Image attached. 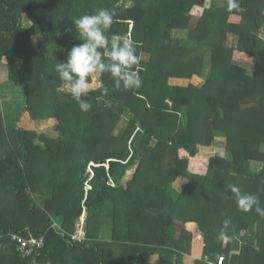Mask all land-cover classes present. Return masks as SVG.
<instances>
[{
    "label": "trees",
    "instance_id": "obj_1",
    "mask_svg": "<svg viewBox=\"0 0 264 264\" xmlns=\"http://www.w3.org/2000/svg\"><path fill=\"white\" fill-rule=\"evenodd\" d=\"M212 1L193 16L204 0H0L8 80L23 91V112L56 120L53 130L34 131L14 118L9 138L1 134L0 264H31L11 240L28 232L44 237L38 264H188L191 254L190 264H264V217L239 210L227 191L236 185L264 207V0H238L239 10ZM99 8L115 14L108 35L140 42L142 83L114 90L105 74L108 91L92 90L85 112L58 90L55 65L79 43L72 19ZM238 54L253 60L252 73ZM208 55L202 84L170 83L202 77ZM217 136L223 154L195 164L198 146ZM252 161L263 168L253 171ZM83 213L85 239L76 242ZM106 221L112 233L101 239Z\"/></svg>",
    "mask_w": 264,
    "mask_h": 264
},
{
    "label": "clouds",
    "instance_id": "obj_2",
    "mask_svg": "<svg viewBox=\"0 0 264 264\" xmlns=\"http://www.w3.org/2000/svg\"><path fill=\"white\" fill-rule=\"evenodd\" d=\"M239 7L238 0H228L229 10H239ZM114 15L108 8H99L72 19L79 43L67 49L65 59L55 65L63 91L81 111H89L92 107L86 98L92 91L90 81L93 78L105 93L108 89L101 81L105 74L112 79L114 90L129 91L141 86V58L137 54L140 42L133 40L130 35L107 34L114 22ZM227 191L233 195L239 210L254 211L264 217V207L258 195L244 192L236 185H229ZM230 224V218L222 221L221 238H227L225 230Z\"/></svg>",
    "mask_w": 264,
    "mask_h": 264
},
{
    "label": "rangeland",
    "instance_id": "obj_3",
    "mask_svg": "<svg viewBox=\"0 0 264 264\" xmlns=\"http://www.w3.org/2000/svg\"><path fill=\"white\" fill-rule=\"evenodd\" d=\"M212 0H204L203 4L200 5H194L192 9L190 10V14L193 16H200L201 13L205 8H208L212 4ZM123 6H129L130 3H121ZM28 19L24 17L23 21L26 22ZM70 36L72 39L77 38L78 34L76 33L75 29L73 28L70 31ZM173 36H183L186 34V31L183 30H174L171 32ZM262 38H264V34H261ZM33 40H42V36L39 31H36V34L32 36ZM56 49V48H55ZM45 52L49 55H53L54 51L52 47H49V49H45ZM239 56H236V60L241 64L242 66H245L250 73H252V66H253V60L246 57L244 55L238 54ZM203 68V75L202 77H196L194 76L190 80H184V79H171L170 83L172 85H187L189 83H195V84H202L204 78L207 76L210 63H209V55L207 56V59L205 61ZM250 69V70H249ZM94 78L91 80L90 83H93ZM100 85L97 82V85L90 86L92 90H96L99 88ZM60 92L63 91V86H61L58 89ZM24 104H23V91L20 86H17L13 83H11L8 80L7 77V67L5 61H0V115L3 116L4 121L2 124H0V139H1V134L4 133L3 137L4 140H7L9 136H6V128H8V123L12 121L14 118H17V125L20 127H23L26 130H34V131H40V130H45V131H50L53 130L54 125L56 124L55 119H48V120H41V119H34L30 116L29 112L24 111ZM126 122V118H123L122 123ZM7 123V124H6ZM122 129V125L118 127L117 133ZM225 148V140L222 136H217V138L214 140V143L210 146H203L199 145L198 146V153L196 154V158L194 160L195 164L200 165H205L207 164V161L210 157L216 155V154H223ZM197 161V162H196ZM90 171V170H88ZM179 182H184L183 180ZM88 188V187H87ZM84 217L82 219L85 220L86 215H83ZM112 233V226L110 222L106 221L101 225L100 228V235L99 237L101 239L109 238ZM240 241L236 240L234 241V245L232 247V251L234 253H237L239 249ZM195 258V255H189V257L186 259L187 263L190 264ZM151 260L157 261L158 258L156 255H154ZM219 262V260H218Z\"/></svg>",
    "mask_w": 264,
    "mask_h": 264
},
{
    "label": "built area",
    "instance_id": "obj_4",
    "mask_svg": "<svg viewBox=\"0 0 264 264\" xmlns=\"http://www.w3.org/2000/svg\"><path fill=\"white\" fill-rule=\"evenodd\" d=\"M90 188L89 186H87ZM82 215L76 222V228L71 235L73 241L82 242L85 239V220L82 219ZM11 240L16 244V250L22 258L30 259L31 264L37 263V256L40 255V250L44 247V237H36L32 233L28 232V236L21 234H11ZM218 264H223V258L219 259Z\"/></svg>",
    "mask_w": 264,
    "mask_h": 264
},
{
    "label": "crops",
    "instance_id": "obj_5",
    "mask_svg": "<svg viewBox=\"0 0 264 264\" xmlns=\"http://www.w3.org/2000/svg\"><path fill=\"white\" fill-rule=\"evenodd\" d=\"M246 59V58H245ZM250 70V69H249ZM263 168V163L258 162V161H252L251 162V169L255 172L260 171ZM86 215V213H85Z\"/></svg>",
    "mask_w": 264,
    "mask_h": 264
}]
</instances>
